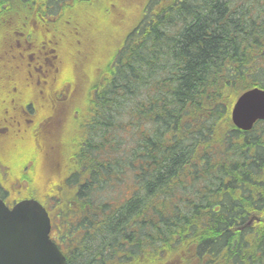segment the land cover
<instances>
[{
  "label": "trees",
  "instance_id": "obj_1",
  "mask_svg": "<svg viewBox=\"0 0 264 264\" xmlns=\"http://www.w3.org/2000/svg\"><path fill=\"white\" fill-rule=\"evenodd\" d=\"M108 2L132 27L98 56L93 15ZM81 45L104 67L77 86ZM255 87L264 0H0V119L15 88L49 116L0 141L2 191H16L7 159L28 165L11 198L49 210L66 264H264V122L242 132L230 120Z\"/></svg>",
  "mask_w": 264,
  "mask_h": 264
},
{
  "label": "water",
  "instance_id": "obj_2",
  "mask_svg": "<svg viewBox=\"0 0 264 264\" xmlns=\"http://www.w3.org/2000/svg\"><path fill=\"white\" fill-rule=\"evenodd\" d=\"M230 119L243 132L264 121V90L255 87L240 94ZM49 232L48 214L37 201L23 200L11 209L0 201V264H66Z\"/></svg>",
  "mask_w": 264,
  "mask_h": 264
},
{
  "label": "flooded vegetation",
  "instance_id": "obj_3",
  "mask_svg": "<svg viewBox=\"0 0 264 264\" xmlns=\"http://www.w3.org/2000/svg\"><path fill=\"white\" fill-rule=\"evenodd\" d=\"M51 27V32L57 31L59 28L62 29L65 26H47ZM85 27V26H84ZM22 42H18V45H21ZM60 66V64H59ZM65 85V84H64ZM19 89V88H18ZM17 88L14 89L16 96H19V93L22 94V96L19 98H14L17 101L16 104H10L5 109V114H3V118L0 119V141L8 140L12 143L17 144L20 143L24 137L29 132L39 133L42 130V127L47 123L48 118H43V106L40 104H36V101H32L31 99H26L24 94L22 93L25 91L18 90ZM67 91L69 92V88H67ZM66 92V93H68ZM64 100V99H63ZM65 106L62 105L58 106L56 111V118L52 119L56 124L59 122H62V116L64 115ZM62 111V112H61ZM59 123V125H60ZM54 124V123H52ZM8 162L11 164L12 168V182H13V190L10 194H5L2 189L4 185L9 184V178L5 175L6 170L8 169L11 171L10 167L4 163L2 158H0V200L7 206L11 207V205L16 201L15 196L12 197L13 194L26 191L27 184L24 182L22 175H26L28 173V165L21 163V161H18V159L13 160L12 157L7 159ZM57 231L52 227L51 235L53 233H56Z\"/></svg>",
  "mask_w": 264,
  "mask_h": 264
},
{
  "label": "rangeland",
  "instance_id": "obj_4",
  "mask_svg": "<svg viewBox=\"0 0 264 264\" xmlns=\"http://www.w3.org/2000/svg\"><path fill=\"white\" fill-rule=\"evenodd\" d=\"M111 4L112 3H110V2L106 3V8L108 9L109 15H107V16L103 15L101 13L100 7L97 9V12H95L93 15V16H95L93 21L98 24V26L95 27V29L93 30V33H92L94 39L92 40L91 44H92L93 48H96V52L94 55L99 56L101 46H103L104 48L109 47V53H112L116 49L117 44L121 41V38L132 27V24L130 26H128L125 30L126 33H124L123 30L125 27L118 25V23H116L112 17V15L114 14L113 13L114 11L111 8ZM145 10L146 9L144 8V11ZM98 13L100 14L101 18L97 21ZM88 21H90V20H86L85 23H87ZM86 30L88 32H91L90 27H87ZM77 49L80 52L78 54L77 53L72 54V57H70L69 63L71 66V72L73 74L74 81L80 82V83L76 82V85L81 86V84H85V83L87 84L88 83L85 80L88 78V74L90 72L95 73V71L102 70V68L104 67V60H102V57L98 58V56H97V58L94 61H87L86 62L85 59L88 57L86 56V51H82V45L79 46ZM91 52H92V50H91ZM75 82H74V84H75ZM57 127L60 128L58 124H57ZM52 148H53V152L50 155V158L55 159L56 158L55 145L52 146Z\"/></svg>",
  "mask_w": 264,
  "mask_h": 264
}]
</instances>
